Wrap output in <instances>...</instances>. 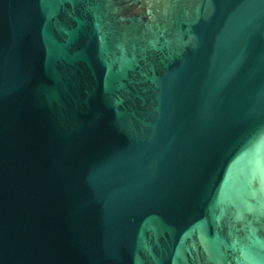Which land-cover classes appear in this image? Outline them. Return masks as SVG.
<instances>
[{"label":"water","instance_id":"water-1","mask_svg":"<svg viewBox=\"0 0 264 264\" xmlns=\"http://www.w3.org/2000/svg\"><path fill=\"white\" fill-rule=\"evenodd\" d=\"M0 264H264V0H0Z\"/></svg>","mask_w":264,"mask_h":264}]
</instances>
